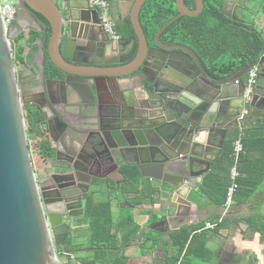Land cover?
I'll return each instance as SVG.
<instances>
[{"label": "water", "instance_id": "water-1", "mask_svg": "<svg viewBox=\"0 0 264 264\" xmlns=\"http://www.w3.org/2000/svg\"><path fill=\"white\" fill-rule=\"evenodd\" d=\"M147 1L125 3L127 12L122 10L121 19L130 20L135 36L123 39L124 57L121 61L104 63L78 58L93 56L96 32L101 28L99 13L90 7L88 0H16L17 19L7 33L4 32L0 16V264H69V255H65L64 261H59L56 249L67 246L68 238L72 237L75 229L74 224L84 218L88 207L78 196V186L66 188L63 212H51L42 200L43 178L38 182L34 173L13 61L14 48L10 46L25 31L22 28L24 11L39 14L48 23L51 30L48 43L51 62L64 73L80 79L84 87L87 86L92 102L90 105H87L81 90L74 91L80 104L86 106L89 116L99 105L94 83L96 80L106 81L111 94L108 104L110 118L119 124L110 131L113 143L109 147L112 153H128V165L138 168L140 179L160 184L150 190L158 192L166 215L172 213L174 217L187 218L178 230L198 223L196 205L203 196L199 187L216 161L203 157L201 152L209 151L214 146L213 140L218 137L219 126H211L203 140L199 134L201 121L208 115L218 118L222 111L227 114L241 111L235 102L236 97L228 92L226 82L241 79L254 65L259 67L260 83L256 88L255 103L252 104L253 112L249 117L238 120L237 127L249 132L256 124H264V55L246 70L223 81L207 75L202 63L188 62V76L184 75L187 79L183 84L178 75L179 61L170 53L182 47L164 45L161 36L179 17L198 16L204 8L203 0H196L195 11H190L184 0H176L180 14L160 27L154 38L155 46L150 45L139 20ZM223 1L240 4L243 0ZM42 25L46 27L44 22ZM261 38L264 41V30ZM38 52L43 61V46H39ZM137 60L140 61L139 66L125 73L77 71L126 67ZM147 71L153 73L152 78L148 77ZM87 80L93 81L89 83V88V85L85 86ZM212 85H217L219 89ZM185 90L192 94L201 91L204 99L199 102L193 100L189 105L185 100ZM216 91L220 96H229L218 107L212 101L216 98ZM126 111L130 112L127 114L130 125L124 124ZM232 127L228 125L226 129ZM105 142L104 139L90 141V152L101 148L102 144L106 145ZM198 163H205L209 168L200 171ZM62 174L65 180L71 177L68 173ZM149 200L152 202V199ZM234 212L235 207H232L228 214Z\"/></svg>", "mask_w": 264, "mask_h": 264}, {"label": "flooded vegetation", "instance_id": "flooded-vegetation-1", "mask_svg": "<svg viewBox=\"0 0 264 264\" xmlns=\"http://www.w3.org/2000/svg\"><path fill=\"white\" fill-rule=\"evenodd\" d=\"M262 2L260 9H264V0ZM184 3L190 11L197 9L196 0H184ZM203 5L204 8L198 16L179 17L161 36L164 45L182 47L173 49L170 53L179 61L177 65L178 75L182 78L183 84L186 83V76H188L186 70L188 62L192 64L202 63L207 75L223 81L228 80L240 71L246 70L264 55L263 50L260 57L254 59L256 49L252 46L253 37L261 39L263 31H259L255 25V9L257 8L252 9V6L255 5L254 0H243L240 4L223 0H203ZM175 7V15L171 18L180 14L176 6V0ZM114 9L117 8H114L113 1H110V13L116 22V26H124L126 19H121V11L119 9L114 11ZM145 9L142 8L139 20L148 37V28L145 27ZM227 15L244 22H237ZM249 15L255 17V19L249 20ZM22 21V28L25 31L13 40L11 47L14 48V62L20 48L23 49V57L25 58L24 63L20 62L19 65L14 63V66L22 99V110L34 173L38 182L43 178V190L41 191L43 203L51 212H63L65 209L63 203L66 188L68 186H78V196L87 203L86 205L97 208L102 204H111L114 200L112 197L113 190H116L114 188L119 186L120 179L118 176H121L124 183L128 184V173L132 168L128 165L130 161L128 153H112V149L109 147L113 143L109 135L110 131L118 127L119 124L117 120L110 118L108 104L111 94L108 92L107 83L104 80L95 81L99 105L93 115L89 116L86 113V106L80 104L79 97L74 90H81L88 102L87 105H90L92 102L86 85H89V88V83H93V81L87 80L85 82L87 83L85 84L86 87H84L80 79L64 73L51 62L48 53L50 27L42 16L24 11ZM42 22L46 24V27L42 25ZM196 25H201V27L196 30ZM33 33L37 36L32 42H29L28 40L33 36ZM172 33L174 34L173 40L166 41V36L172 35ZM21 36L23 38L18 42ZM123 39L126 38L122 35H119L116 40L111 39L101 27L96 32L93 56L91 58H78L102 63L121 61L124 57L122 55L124 51ZM148 40L150 45L155 46V41H151L149 37ZM39 46H43L45 52L43 61L40 58V52H38ZM139 64L140 61L137 60L127 64L126 67L86 68L77 71L81 73L117 74L128 72L138 67ZM16 67H18L17 70ZM253 67L258 68V73L250 102L247 103L243 97L244 86L242 85L249 69L241 79L236 80L238 84H236V81L226 82L229 87L228 92L231 96L236 97L235 102L241 108V111L239 113L234 111L231 114L222 111L219 113L218 118L208 115L201 121L202 127L199 128V134L203 140L211 126H219L218 137L213 140L214 146L209 151L201 152V155L205 158L216 159L206 176L212 173L225 174L227 163L225 164L223 159L235 138L242 131L241 128L237 127V121L249 117L253 112L252 104L255 103L256 88L260 83L259 67L257 65ZM147 73L148 77L152 78L153 73L148 71ZM180 82L182 83L181 80ZM212 86L219 89L217 85ZM91 91L94 93V88L91 87ZM197 92L198 94H192L189 90L184 91L185 100L189 105H192L193 100L199 102L204 99L202 92ZM226 97L229 96H220L216 91V98L212 101L218 107L220 102L225 101ZM246 106L249 107L248 114L242 117V111ZM140 113L143 114V112ZM125 114L126 121L124 124L130 125L127 120V114H130V112L126 111ZM89 117H93V119L89 120ZM228 125L233 127L226 129ZM247 132L245 130V135L248 134ZM98 139H104L106 145L102 144L101 148L98 147L90 152L88 143ZM35 156H37L36 163ZM197 166L200 171L209 168L205 163H198ZM62 173H68L71 177L65 180ZM100 185H102V188H100ZM159 186L158 183L156 187ZM154 195L158 198L157 191H154ZM118 204L121 205L122 201ZM85 213L87 214V212ZM71 238H68V241L72 240ZM104 248L102 245H91V243L69 246L68 242L65 248H58L57 250L78 254L85 251L98 252V250ZM107 249H114L118 252L126 251V247L123 246L119 248H112L111 246Z\"/></svg>", "mask_w": 264, "mask_h": 264}, {"label": "crops", "instance_id": "crops-1", "mask_svg": "<svg viewBox=\"0 0 264 264\" xmlns=\"http://www.w3.org/2000/svg\"><path fill=\"white\" fill-rule=\"evenodd\" d=\"M111 1L114 3V8L119 9L121 13L122 10L126 13L127 4L125 3L133 0ZM255 13L256 22L262 24L264 28V9L257 8ZM118 35L120 34L118 33ZM130 37L133 36L125 38ZM259 127H264V124H256L247 133L256 132ZM247 155H250L253 160H262L264 159V150ZM131 168L137 169L135 166H131ZM138 174V182L133 183L128 178V184H125L122 177L118 176L120 179L119 186L113 190L112 197L114 200L109 206L112 215L111 233L116 235L117 241V247L114 248L122 246V239L129 238V236L134 239L130 246H123L126 247V251H114L113 256L107 257V262L110 263L123 255L128 259L126 264H166L165 256L171 257L174 251L173 247L170 246V233L178 230L179 225L185 223L187 218L186 216L174 217L172 213L171 216H167L159 197L156 198L154 191L150 190L156 187L158 183H150L148 179H140L139 171ZM210 175L220 177L229 186V174H227L226 169L225 174L212 173ZM256 176L257 173L254 175L253 181L256 180ZM247 177V173L241 172L240 179L246 180ZM202 185L203 183L199 187L200 192ZM239 190H241V192L239 191L240 195L234 198L235 212L226 216L225 226L217 232L215 229L197 232V234L203 232L200 235L206 239L209 254L200 253L201 255L198 257L201 259H197L194 264H264V179L255 187L244 185L240 186ZM244 192L250 193L247 204L244 203L246 201ZM210 196V190L201 196V200L196 205L197 214L195 217L198 218V223L188 226V228L197 227L206 221L217 222L215 221L217 218H220V221L224 219L221 218L223 206L216 205ZM149 199H152V202ZM120 201H122L121 205L118 204ZM128 218L130 219L129 225L126 224ZM81 220L74 224L75 229L71 238L74 246L86 245L88 244L86 239H93L92 220L88 218ZM77 225L82 227L78 228ZM86 230H88L87 236L85 235ZM148 239L154 240L148 242ZM92 245H97L94 240ZM78 254L85 257L81 259L77 256ZM78 254L75 255L84 264V260L91 261L97 257L98 252L85 251ZM98 263L102 264L103 262Z\"/></svg>", "mask_w": 264, "mask_h": 264}, {"label": "trees", "instance_id": "trees-1", "mask_svg": "<svg viewBox=\"0 0 264 264\" xmlns=\"http://www.w3.org/2000/svg\"><path fill=\"white\" fill-rule=\"evenodd\" d=\"M153 3V4H152ZM145 27L148 28V37L151 41L154 42L155 35L160 27L171 19L173 15H175L176 7L175 0H149L146 2L145 6ZM201 25H196L195 29H199ZM117 32L123 37L135 36L134 30L132 28V24L129 19L125 20L124 26H118ZM197 33V32H196ZM49 35H51V30H49ZM37 34L33 33V36L29 38V42H32L35 39ZM174 34L166 36V41L173 40ZM23 38V36H21ZM21 38V39H22ZM18 39V42L21 40ZM252 46L256 49V54L254 59H258L264 50V41L263 39H256L253 37ZM21 63L25 62V58L23 57V49L20 48L18 53L15 56ZM236 139V138H235ZM244 144V152L240 157V171L242 173H247L248 177L246 180L240 179V186L244 185H252L255 187L259 185L261 181L264 179V159L262 160H253L249 153H254L257 151H263L264 146V127H259L256 129V132L249 133L247 137L243 139ZM233 143L231 144L228 153L225 155L223 161L225 164L227 163V174H229L230 167L232 165L233 159ZM257 173L256 180L253 181L254 175ZM128 177L131 179L133 183L138 182V171L137 169H131L128 173ZM227 184L223 182V180L214 175H208L205 177L203 185L201 186L202 194H206L209 190L211 192L210 198L213 202L218 206H223L226 199L227 192ZM241 190H238L237 196L240 195ZM245 194L244 199L246 200L244 203H248V198L250 193ZM86 218L92 220V238L97 245H102L105 247L102 250H98V254L93 260L87 261L84 260V264H99L98 262L102 261V264H126L127 258L123 255L121 257L115 258L114 261L108 263L107 257L114 255V249H107V247H117L116 235L111 233L112 229V215L109 204L99 205L97 208L91 207L88 205ZM251 218V217H250ZM220 218H217V226L215 227L216 232L223 228L226 224L227 218L224 217L223 220L219 221ZM130 219H126V224L129 225ZM204 223L200 224L197 227L192 228H183L170 233V246L173 247L174 251L171 257L168 255L165 256L166 264H194L197 259H201L198 255L200 253L209 254V251L206 246V239L202 238L200 234H197L198 231H203ZM205 231V230H204ZM135 232V231H133ZM132 232V234H133ZM127 235V234H126ZM128 237V236H126ZM134 238H125L121 240L122 246H130L133 242ZM154 239H148V242ZM69 246H72V240L68 241ZM67 250V249H65ZM63 252V250H59ZM58 252V250H57ZM113 260V257H112Z\"/></svg>", "mask_w": 264, "mask_h": 264}, {"label": "built area", "instance_id": "built-area-1", "mask_svg": "<svg viewBox=\"0 0 264 264\" xmlns=\"http://www.w3.org/2000/svg\"><path fill=\"white\" fill-rule=\"evenodd\" d=\"M88 1L92 9L98 10L100 17V25L103 28L104 32L111 39H115V40L118 39L119 35L116 32V22L110 13V1L109 0H88ZM15 4H16V0H6L4 3H2V1L0 0V16L5 33H7L10 25L13 23V21H15L17 17L18 9L15 8ZM257 73H258V68L253 67L248 71L245 79L243 80V85H244L243 97L247 103L250 102L251 94L253 93V90L256 86ZM236 84H238V81H236ZM248 111H249V107L246 106L245 109L242 111L241 116L243 117L247 115ZM245 136H246L245 130H242L241 133L236 137V139L233 142V152H232L233 161L229 171V186L226 192V199L223 205V213L221 218L226 217L230 212L231 208L235 203L234 198L240 188V183H239V180L241 178L240 157L241 154L244 152L243 139L245 138ZM216 226H217V222L206 221L204 223L203 229L214 230ZM63 254L69 255L70 258L69 264H83L82 261L78 259V257L75 254L67 253L65 251H63ZM56 255L58 258L57 249H56ZM247 264H254V263H247Z\"/></svg>", "mask_w": 264, "mask_h": 264}, {"label": "rangeland", "instance_id": "rangeland-1", "mask_svg": "<svg viewBox=\"0 0 264 264\" xmlns=\"http://www.w3.org/2000/svg\"><path fill=\"white\" fill-rule=\"evenodd\" d=\"M2 1V3H4L6 0H1ZM263 0H254V3H255V5H253L252 6V9H255V8H260L261 7V5H262V2ZM257 4V5H256ZM60 5H61V3H60ZM250 19H255V17H253V16H251V15H249V20ZM255 25H256V28L260 31L261 30V27H262V24H260V23H258V22H256L255 23ZM22 37H20V39H21ZM22 42V41H21ZM20 42V43H21ZM22 44V43H21ZM18 47V46H17ZM15 65H19L20 64V61L18 60V59H15ZM18 69V67H16V70ZM37 159V156H35V163H36V160ZM117 214H118V212H117ZM81 222H83V220H81ZM87 233H88V230H86L85 231V235L87 236ZM86 242L88 243V244H90L91 243V245L93 244V239H86ZM79 258H84L85 256L84 255H81V254H78L77 255ZM58 259L60 260V261H64L65 260V255L61 252V251H59L58 250Z\"/></svg>", "mask_w": 264, "mask_h": 264}]
</instances>
